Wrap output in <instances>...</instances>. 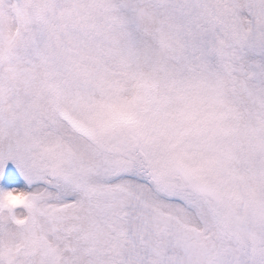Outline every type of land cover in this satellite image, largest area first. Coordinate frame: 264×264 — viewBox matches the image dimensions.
Returning a JSON list of instances; mask_svg holds the SVG:
<instances>
[{
	"label": "snow or ice",
	"instance_id": "6c2138e0",
	"mask_svg": "<svg viewBox=\"0 0 264 264\" xmlns=\"http://www.w3.org/2000/svg\"><path fill=\"white\" fill-rule=\"evenodd\" d=\"M0 264H264V0H0Z\"/></svg>",
	"mask_w": 264,
	"mask_h": 264
},
{
	"label": "rangeland",
	"instance_id": "374dc122",
	"mask_svg": "<svg viewBox=\"0 0 264 264\" xmlns=\"http://www.w3.org/2000/svg\"><path fill=\"white\" fill-rule=\"evenodd\" d=\"M22 188L31 191V187L16 167L13 161L5 162L3 172L0 173V189ZM17 213H24L23 208L14 209Z\"/></svg>",
	"mask_w": 264,
	"mask_h": 264
},
{
	"label": "clouds",
	"instance_id": "9594fccd",
	"mask_svg": "<svg viewBox=\"0 0 264 264\" xmlns=\"http://www.w3.org/2000/svg\"><path fill=\"white\" fill-rule=\"evenodd\" d=\"M29 191L22 188L0 189V205L12 207L13 209L23 208L27 211Z\"/></svg>",
	"mask_w": 264,
	"mask_h": 264
}]
</instances>
